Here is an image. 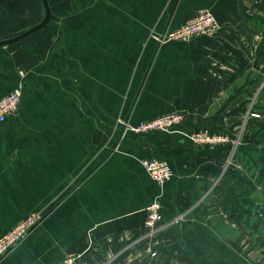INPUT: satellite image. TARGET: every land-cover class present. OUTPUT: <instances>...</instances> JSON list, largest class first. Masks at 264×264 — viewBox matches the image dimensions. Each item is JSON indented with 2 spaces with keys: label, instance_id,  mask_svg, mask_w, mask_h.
Returning a JSON list of instances; mask_svg holds the SVG:
<instances>
[{
  "label": "crops",
  "instance_id": "1",
  "mask_svg": "<svg viewBox=\"0 0 264 264\" xmlns=\"http://www.w3.org/2000/svg\"><path fill=\"white\" fill-rule=\"evenodd\" d=\"M49 1L46 26L0 46V98L24 83L19 109L0 123V235L33 210L49 213L0 264L69 253L88 264H264L253 201L232 189L264 152L252 133L264 113L246 127L264 88V0ZM200 9L218 18L216 34L161 39ZM168 112L184 115L178 129L125 130ZM205 127L243 132L225 185L232 149L194 142ZM145 156L168 160L171 179L154 181ZM155 199L165 221L183 218L148 236Z\"/></svg>",
  "mask_w": 264,
  "mask_h": 264
},
{
  "label": "built area",
  "instance_id": "2",
  "mask_svg": "<svg viewBox=\"0 0 264 264\" xmlns=\"http://www.w3.org/2000/svg\"><path fill=\"white\" fill-rule=\"evenodd\" d=\"M220 27V22L216 15L209 9H200L194 16L187 19L182 25L168 30L161 37L167 41H187L198 36L214 35ZM22 80L25 73L21 70ZM24 83L15 85L7 94L0 98V123L5 122L19 109ZM257 116L258 114L252 113ZM184 121V115L181 112H168L148 119H141L135 125L127 126L125 130H133L137 133L160 132L178 129ZM235 135V134H234ZM192 140L198 144L209 146L229 145L231 154L225 164V171L229 166H240L235 160L237 146L240 142V134L233 136L231 132L216 131L205 127L192 131L190 134ZM140 163L150 175V177L159 184L169 181L173 175V169L169 161L157 156H145L140 158ZM47 213L45 210H33L20 218L14 226L0 235V258H4L14 250L34 232L44 221ZM182 215L174 220L165 221L160 200H153L146 209V216L143 224L146 229V235L153 236L169 223L179 221ZM155 257L156 251H151ZM57 264H88L87 260L80 254L69 253L65 255Z\"/></svg>",
  "mask_w": 264,
  "mask_h": 264
},
{
  "label": "trees",
  "instance_id": "3",
  "mask_svg": "<svg viewBox=\"0 0 264 264\" xmlns=\"http://www.w3.org/2000/svg\"><path fill=\"white\" fill-rule=\"evenodd\" d=\"M263 51H264V49H263ZM257 90H258V88H256V91ZM261 106H262L261 109H263V110L260 109ZM257 110H260L261 112L264 113V88L263 87H261L259 89L257 96H256V99H255V103L252 105V112L259 114ZM255 117H257V116H255ZM255 117L252 116L251 118H249L247 120L248 125H246V127L251 125V124H249V121H250V119L255 118ZM252 128H253L252 133H255V134L257 132L260 133V135H259V139H261L260 144L264 145V122H263V119L261 120V123H259V124L256 123V125L253 126ZM233 136H236V135H233ZM242 137H243V132H242L240 142L237 146V150H236V154H235V160L238 164H239V161L241 158L239 153H240V147L242 145V140H243ZM230 148H231V146H230ZM257 148H259V147H257ZM257 148L254 151H258L260 156L262 155V159H264V152L262 151L263 149L262 148L257 149ZM252 157L255 158L256 161L252 164L251 171L249 172L248 175L246 174V172H244L243 175H239L237 177L236 183L235 182L233 183L232 189H234L236 186L240 187L241 190L239 191V201H241L242 199L246 201L248 199L251 202L253 201V204H255V205L259 202H262V204H261L262 206H254L253 214H254V220L255 221H258V222L261 221L260 224L255 228V231H254L256 234V239L258 241H261L259 243L260 245H264V199H263L264 198V173L261 172V169L264 172V161L257 160L259 157L258 156L256 157L254 154H252ZM237 168H238L237 166H229L226 169V171L224 172L223 177L221 179L222 183L224 185L227 184V182L225 181V176L227 174H229L231 171H232V174H238L235 170ZM240 176H242V177H240ZM251 178H255V181H252ZM218 188L221 189V187H219V186H218ZM251 192L254 193L253 197H252V194L250 195ZM246 193L248 194V196ZM242 194H245V196L243 198L241 197ZM255 207H256V209H255ZM250 210H251V206H250Z\"/></svg>",
  "mask_w": 264,
  "mask_h": 264
},
{
  "label": "rangeland",
  "instance_id": "4",
  "mask_svg": "<svg viewBox=\"0 0 264 264\" xmlns=\"http://www.w3.org/2000/svg\"><path fill=\"white\" fill-rule=\"evenodd\" d=\"M42 0H0V39L15 36L22 33L26 29L30 28L34 24L40 22L43 17L42 13ZM258 26L261 24H257ZM262 27V25H261ZM263 28V27H262ZM264 30V28H263ZM264 41L261 46L260 60L264 61ZM261 88V87H260ZM258 88V89H260ZM250 115L249 118H251ZM255 117V116H253ZM260 118V117H255ZM261 121V119H259ZM259 123V122H255ZM253 124V121H252ZM234 135V132H231ZM259 145V142L257 143ZM241 155V151L239 153ZM253 154L257 157L260 156L258 151H254ZM255 181V178H251ZM240 187L234 189L235 192L240 191ZM254 193H250V195ZM264 199V198H263ZM262 202L257 203L254 206H262ZM256 209V207H255Z\"/></svg>",
  "mask_w": 264,
  "mask_h": 264
},
{
  "label": "water",
  "instance_id": "5",
  "mask_svg": "<svg viewBox=\"0 0 264 264\" xmlns=\"http://www.w3.org/2000/svg\"><path fill=\"white\" fill-rule=\"evenodd\" d=\"M42 2L46 8L45 17L40 22L34 24L33 26H31L30 28L26 29L25 31H23L22 33H20L16 36L6 38V39H0V46L11 44V43L17 42L19 40H22L25 37L37 32L38 30H40L41 28H43L44 26H46L50 22L51 17H52V7L50 4V1L49 0H42ZM23 96H24V92L22 93L21 102H22ZM261 172L264 173L262 169H261ZM148 256H149V254H147L146 257H148ZM146 257H144V258H146Z\"/></svg>",
  "mask_w": 264,
  "mask_h": 264
}]
</instances>
